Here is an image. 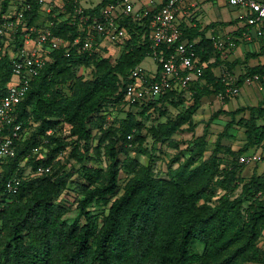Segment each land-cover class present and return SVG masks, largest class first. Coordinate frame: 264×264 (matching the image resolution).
<instances>
[{
  "label": "trees",
  "instance_id": "16d2710c",
  "mask_svg": "<svg viewBox=\"0 0 264 264\" xmlns=\"http://www.w3.org/2000/svg\"><path fill=\"white\" fill-rule=\"evenodd\" d=\"M28 1L32 4L28 22L38 23L43 16L40 5ZM114 1L100 0L91 10ZM8 3L2 0V8ZM119 22L127 37L116 43L122 48L117 57L108 54L111 45L96 44L92 51L71 47L68 54L63 48L54 49L15 107L16 120L26 127L27 134L16 141L15 157L0 163V264H264V246L258 244L264 232V168L244 178L243 163L238 161L239 154L264 143V122H258L264 115V94L254 105L214 110L203 122L201 133L176 153L174 160L188 150L184 160L174 168L169 166L166 176L156 175L149 163H138L129 150L146 153L143 129L151 140L150 148L152 142H167L177 148L171 135L197 125L192 114L203 96L218 92L223 93V100L231 96L225 90L227 83L212 72L226 49H216L209 39L202 38L194 44L197 55L203 61L215 58L206 62L199 79L187 89H169L128 103L123 95L129 71L151 48L147 20L124 16ZM52 30L71 39L78 34L76 25L66 19ZM196 35L190 29L182 38L192 40ZM259 53L264 54L263 46L246 55ZM237 62L235 59L227 66ZM90 66L89 77L76 72V68ZM253 73L264 76V62L247 68L233 83L240 86L243 78ZM11 77L10 60L2 55L0 96ZM186 94L189 104L169 113V106L184 103ZM114 109L123 115L115 114V121L104 126ZM152 112L164 119L145 125V116ZM219 114L228 119L210 153L194 164L204 152L209 124ZM237 125L243 128V144L236 150L224 147L221 138L229 136V129ZM61 127H67L70 140L60 133ZM94 127L99 134L93 148L104 149L108 158L105 168L83 162L88 158ZM47 129L52 132L47 134ZM66 144L70 147L67 152ZM33 145L44 150V156L36 158L30 152ZM223 150L228 155H222ZM21 159L31 170L38 164L51 169L24 174L16 193L3 192L8 176L23 174ZM70 159L78 165L64 170ZM121 171L128 176L121 179ZM75 173L82 178L78 183L82 197L77 202L79 217L68 221L62 217L64 206L55 198ZM214 186L221 193L211 202ZM238 187L239 193L233 195ZM91 204L105 207L100 217L89 209ZM194 242L202 245L200 251L192 248Z\"/></svg>",
  "mask_w": 264,
  "mask_h": 264
},
{
  "label": "built area",
  "instance_id": "2783aa9c",
  "mask_svg": "<svg viewBox=\"0 0 264 264\" xmlns=\"http://www.w3.org/2000/svg\"><path fill=\"white\" fill-rule=\"evenodd\" d=\"M43 14L37 23H29L28 16L32 4L28 0H9L5 9L0 0V56L6 55L11 63L12 77L0 96V163L15 157L16 141L27 134L26 127L16 120L15 107L25 96L30 82L45 65L49 52L63 48L68 54L71 47L77 51H92L96 44L113 45L127 37L126 28L119 20L129 16L134 20H147L150 56L156 63L155 69L147 70L141 63L134 65L124 84L125 102L147 100L172 89H187L191 82L202 75L206 62L195 51V41L182 38L178 14L182 10V0H162L159 5L154 0L136 5L135 0H117L91 10L94 5H82L80 0H35ZM228 4L244 11L245 23L251 32L244 31V37L253 34L264 37V2L260 0H226ZM58 13H61L58 15ZM55 18V19H54ZM66 19L76 25L78 34L72 39L53 33L52 27ZM216 49H229L235 46L233 37H211ZM187 61V63H185ZM263 75H246L244 83L257 82L261 88ZM229 95L239 92L240 86L229 76L223 78ZM217 95L222 98L223 93ZM47 129L46 133H51ZM127 137H130L128 134ZM45 139H43V142ZM260 146L252 147L238 156L243 164L264 159ZM39 146H31L30 152L36 158L44 156ZM60 156V155H59ZM25 160V159H24ZM22 159L19 165L22 163ZM48 165L38 164L34 170L19 174L12 173L3 181V192L14 194L18 191L24 174H40Z\"/></svg>",
  "mask_w": 264,
  "mask_h": 264
},
{
  "label": "rangeland",
  "instance_id": "374dc122",
  "mask_svg": "<svg viewBox=\"0 0 264 264\" xmlns=\"http://www.w3.org/2000/svg\"><path fill=\"white\" fill-rule=\"evenodd\" d=\"M99 0H80L82 5H90L93 3L98 2ZM122 48L119 46V44H113L110 47V50L108 51V54L113 59L119 55ZM142 66L146 68L147 70H153L155 69L156 63L153 61L152 57L150 55H147L143 58L141 61ZM76 72L82 73L84 76L89 77L91 74V66L90 67H82V68H76ZM248 87V88H247ZM257 88V85L255 82H253L250 86L244 85L243 89H249L252 91L255 95L257 93H264V90L260 91L255 89ZM242 89V90H243ZM232 96V95H231ZM243 91H240L233 95L231 100L226 104L227 106H232L236 102H243ZM191 99L189 98L188 94H186V100L181 105L177 106L176 108L169 106V113L174 114L178 110L184 109ZM219 104L221 105V100L219 97ZM218 99L213 94L211 97H204L200 100V103L198 107L194 110L192 114V120L197 122V125L193 127L192 129L186 130V129H179L178 131L174 132L171 136L178 142V147H172L167 142H152L151 148H150V138L148 137L147 133L145 132L146 129H143V134L146 135V140L144 142V145L146 146V153H142L137 151L135 148L129 150V154L135 157L138 161V163H149L152 166L153 172L156 175L160 176H166V172L168 167H176L180 161H183L184 158L188 155V150H184L182 154L178 157V160H174L176 157V153L179 149L184 148L187 144H190L192 141V138L196 135H199L202 131V125L203 122L208 119L210 114L216 110L218 107ZM228 108V107H227ZM116 114V110H112L108 113V119L107 122H105L103 125H108L109 123H112L114 120V115ZM123 115V112H118L116 116ZM113 119V120H112ZM164 116H159L156 112H152L148 116H145V125H149L151 123H154L157 120H163ZM228 119V116L225 114H219L215 119H213L208 127V133L205 137V146H204V152L200 156V158L194 163H198L200 160L205 158L211 151V149L214 147V142L216 139L217 134L222 130L223 125L225 121ZM115 121V120H114ZM113 124L116 125L114 122ZM186 125L183 124L182 127H185ZM52 130V129H51ZM61 134L64 135L67 140H70L68 136V129L67 127H61L60 130ZM229 136H224L221 138V143H223L224 147H228L230 149L236 150L239 148L243 142H244V134H243V128L241 125L233 126L229 129ZM92 134L94 135L92 141L89 143V147L87 150V157L84 158L83 162L85 164L93 165L95 167H103L105 168L108 163L107 156L103 153L104 149L100 148L99 151H96L95 148H93L97 141V135L99 134V131L97 128H92ZM67 145V144H66ZM70 147L66 146V152ZM82 149V148H81ZM40 151L41 148L39 149ZM260 150L262 151V154L264 156V147H261ZM222 155H228L226 151H221ZM119 156L123 157L122 152H119ZM64 158V157H62ZM21 167L23 166L24 169L22 172H27L31 169L30 165H25V160L22 159ZM1 165V164H0ZM78 163L74 159H70L65 166L63 167L64 170H68L70 167H76ZM264 168V159H261L258 161V163H248L243 164L241 175L244 176V178H247L252 171L260 172ZM51 167L48 165V169L45 172L50 171ZM128 175L121 171L120 177L123 179L124 177H127ZM82 181V178L78 174H73L70 178H68V182L66 187L60 192V194L55 198L56 202L61 203L64 206V213L62 214L63 218H66L68 221L72 220L75 217H79L78 212V206L77 202L78 199H81L82 193L80 192L78 183ZM214 188V195L211 197V202H214V197H217L221 193V189L219 187H213ZM240 191V188L238 187L234 192L233 195H237ZM89 209L97 215V217H100L101 213L105 211V207H102L101 205H89ZM262 237L258 240V244L261 246H264V232L261 235ZM192 248L196 251H200L202 249V245L198 242H194L192 244ZM248 264H254V263H248Z\"/></svg>",
  "mask_w": 264,
  "mask_h": 264
},
{
  "label": "crops",
  "instance_id": "0c3cea01",
  "mask_svg": "<svg viewBox=\"0 0 264 264\" xmlns=\"http://www.w3.org/2000/svg\"><path fill=\"white\" fill-rule=\"evenodd\" d=\"M161 1L162 0H154L157 5H159ZM260 1L264 2V0ZM98 2L90 5H96ZM135 3L136 5L146 6L147 1L135 0ZM41 12H43V10ZM178 23L182 30V34L187 33L190 29L191 33H197V35L192 38L195 43L205 38L209 39L213 46L211 37H233L235 39V46L221 53L218 58L220 63L212 67L213 74L220 77L222 80L229 76L233 78V82H235L237 77L243 74L247 68L264 62L263 53L254 56L246 55L249 52H259L261 47H264V37H256L253 34H251L250 37H244V31L249 30L251 32V28L245 23L244 11L240 7L228 4L226 0H182V10L178 14ZM214 58V56H210L205 62H211ZM235 59L239 60V62L227 66V63H231ZM252 83H240V91H243L244 100L243 102H236L232 106H227L228 108L226 104L231 100L233 95L229 96L227 100L220 98V105L219 96L217 93L213 94L218 99L217 107L231 110L239 105L257 104L264 93L262 94L260 92L255 95L249 89H243L244 85L250 86ZM255 83L257 88H254L257 92L258 90H264V83H261V88L258 87L257 82ZM211 96L212 94L203 96L202 98ZM258 122H264V115ZM260 147H264V143Z\"/></svg>",
  "mask_w": 264,
  "mask_h": 264
},
{
  "label": "clouds",
  "instance_id": "9594fccd",
  "mask_svg": "<svg viewBox=\"0 0 264 264\" xmlns=\"http://www.w3.org/2000/svg\"><path fill=\"white\" fill-rule=\"evenodd\" d=\"M185 63H187V61L185 62ZM218 197H214L213 199H217Z\"/></svg>",
  "mask_w": 264,
  "mask_h": 264
}]
</instances>
